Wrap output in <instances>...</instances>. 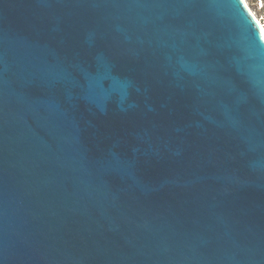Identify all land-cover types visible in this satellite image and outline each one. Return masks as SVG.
I'll return each mask as SVG.
<instances>
[{
	"label": "water",
	"instance_id": "1",
	"mask_svg": "<svg viewBox=\"0 0 264 264\" xmlns=\"http://www.w3.org/2000/svg\"><path fill=\"white\" fill-rule=\"evenodd\" d=\"M0 264H264L244 0H0Z\"/></svg>",
	"mask_w": 264,
	"mask_h": 264
},
{
	"label": "rangeland",
	"instance_id": "2",
	"mask_svg": "<svg viewBox=\"0 0 264 264\" xmlns=\"http://www.w3.org/2000/svg\"><path fill=\"white\" fill-rule=\"evenodd\" d=\"M247 3V6L249 7V9L252 11V13L255 15V17L258 19V21L261 23V25L264 27V13L261 12L260 10V6L261 3L258 2V6L255 7L253 5H251L247 0H245Z\"/></svg>",
	"mask_w": 264,
	"mask_h": 264
},
{
	"label": "bare ground",
	"instance_id": "3",
	"mask_svg": "<svg viewBox=\"0 0 264 264\" xmlns=\"http://www.w3.org/2000/svg\"><path fill=\"white\" fill-rule=\"evenodd\" d=\"M245 2V5L247 7V10L249 11L251 17L253 18L254 22L256 23L258 29L260 30L261 34L263 35L264 37V27L261 25V23L258 21V19L255 17V15L252 13V11L249 9V7L247 6V3L246 1L244 0Z\"/></svg>",
	"mask_w": 264,
	"mask_h": 264
},
{
	"label": "trees",
	"instance_id": "4",
	"mask_svg": "<svg viewBox=\"0 0 264 264\" xmlns=\"http://www.w3.org/2000/svg\"><path fill=\"white\" fill-rule=\"evenodd\" d=\"M251 5L257 7L258 2L261 3L260 10L264 13V0H247Z\"/></svg>",
	"mask_w": 264,
	"mask_h": 264
}]
</instances>
